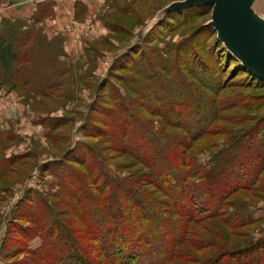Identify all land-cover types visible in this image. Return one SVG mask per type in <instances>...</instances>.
I'll return each mask as SVG.
<instances>
[{"label":"trees","instance_id":"1","mask_svg":"<svg viewBox=\"0 0 264 264\" xmlns=\"http://www.w3.org/2000/svg\"><path fill=\"white\" fill-rule=\"evenodd\" d=\"M192 8H202L200 12L206 10L204 6ZM168 18L172 22L173 18L169 15ZM40 20L38 17L30 22L7 20L2 25L0 63L5 81L12 88H23L30 93L39 91L41 96H48L52 88L75 82V67L67 61L59 62V56L67 57L63 49L47 54L48 38L36 26ZM208 28L217 34L214 28ZM217 39L218 45L215 43L210 48L217 50L215 56L220 62L229 61L233 71L243 76L240 82L264 84L263 79L251 73L225 48L218 36ZM196 46H199L197 50L204 48ZM167 56L162 57V63H148L151 76L155 73L150 78L158 92H148L146 99L159 103L145 108L150 114L161 115L170 126L182 129L188 139L167 138L164 130L143 122L136 107H122L111 113V130L101 137L117 152L143 164L146 174L133 179L112 174L102 150L86 139L80 141L81 149L70 147L60 162L45 164L54 168L62 189L59 200L63 199L62 208L66 210L60 208V201L50 200L38 191L30 193L36 195V201L21 198L11 221L13 232L22 240L6 236L0 244V253L6 254L4 257L24 253L23 258L12 264H264V231L243 245L218 249L205 258L183 247L189 242V246L198 251L205 248L204 239L188 235L192 222L200 224L219 218L225 226L242 228L262 220L248 212L251 206L235 201L233 196L253 189L264 191V143L255 139L263 136L260 132L258 135L251 132L252 128L245 133H235L226 146L211 153L205 163L197 164L195 156L189 159L187 151L192 137L209 130L213 102L185 77L184 59L178 54ZM43 57L61 66V74L55 83L37 86L34 81L52 76L40 61ZM203 72L211 78L207 71ZM207 77L200 73L199 78H195L212 92L225 88ZM236 104L233 101L227 106ZM190 111L195 119L193 125L182 121L183 112ZM188 115L191 118V113ZM49 126L55 129L52 121ZM96 130L100 132L101 126ZM53 136L48 134L52 143L58 140ZM258 142L261 144L256 149ZM79 150L84 151L78 153ZM149 186L159 189L164 197L153 196ZM66 194L70 196L67 200ZM73 200L77 211L70 217ZM222 204L230 206L229 211L224 212ZM211 205L216 207L210 208ZM197 213L205 216L198 217ZM36 238L41 243L32 248L29 243Z\"/></svg>","mask_w":264,"mask_h":264},{"label":"rangeland","instance_id":"2","mask_svg":"<svg viewBox=\"0 0 264 264\" xmlns=\"http://www.w3.org/2000/svg\"><path fill=\"white\" fill-rule=\"evenodd\" d=\"M17 1L20 0H0V5ZM172 1L183 0L46 1V8L52 14L36 24L48 38L46 52L57 53L63 49L67 57L59 56V62L67 61L75 67V82L52 88L48 96H41L38 90L30 93L23 88H12L5 81V72L0 63V244L6 236L18 237L13 232V210L21 198L36 201V195L30 194L32 191H38L50 200L60 201V208L66 210L62 208L63 199L59 200L62 189L54 175V168L45 167V164L60 162L65 151L72 146L81 149L80 141L85 142L84 139L102 150L112 174L129 179L146 174L143 164L117 152L101 137L102 133L111 130V113L118 112L122 107H136L141 120L164 130L167 138L179 136L188 139L182 129L170 126L161 115L150 114L145 108L149 104L153 107L159 103L146 99L147 95L158 92L153 78H150L155 73L151 76L148 71L150 61L159 64L162 57L180 55L185 63V69H182L185 77L192 80L197 90L213 102V120L208 123L209 130L192 137L187 151L189 159L195 156L197 164L205 163L210 154L226 146L235 133H245L252 128L251 132L256 135L260 132L263 136L255 139L264 143V84L240 82L243 76L233 71V65L229 61L220 62L215 56L217 50L210 47L217 43V34L208 28H213L208 25L212 13V6L208 5L211 4L203 5L206 9L203 12H200L202 8H192L194 5L175 8L156 23L158 12ZM261 12L264 13V6ZM168 15L173 18L172 22ZM195 44L205 49L197 50L199 46L195 47ZM48 60V57L40 59L52 76L34 81L37 86L55 83L60 77L61 66ZM203 71H207L211 78ZM200 73L212 83H220L225 88L213 93L195 78H199ZM68 87L71 88L66 91ZM233 101L237 102L236 106L228 107ZM154 110L159 113L157 109ZM194 120L191 111L183 112L184 123L193 125ZM50 121L55 124L53 130L49 126ZM99 126L100 132L96 130ZM47 133H52L58 140L52 143ZM261 142L254 148L258 149ZM149 188L153 196L164 197L159 189L153 186ZM68 198L70 196L66 194L65 200ZM233 199L251 206L248 212L254 217H262V220L242 228L225 226L219 218L200 224L192 222L188 235L204 239L205 248L198 251L186 242L184 249L205 258L218 249L237 247L262 235L264 191H241L235 193ZM72 202L74 204L75 200ZM73 206V210L69 211L70 217L77 211L75 204ZM215 207L211 205L210 208ZM222 207L224 212L230 209L227 204H222ZM198 209L201 210L200 207ZM239 211L245 212L243 208H239ZM18 239L22 240L20 237ZM40 243L41 240L36 238L29 245L34 248ZM5 255L0 253V264H12L14 260L24 257V253L17 257Z\"/></svg>","mask_w":264,"mask_h":264},{"label":"water","instance_id":"3","mask_svg":"<svg viewBox=\"0 0 264 264\" xmlns=\"http://www.w3.org/2000/svg\"><path fill=\"white\" fill-rule=\"evenodd\" d=\"M212 5L208 22L225 48L251 73L264 80V0H183L172 1L160 10L157 22L183 6Z\"/></svg>","mask_w":264,"mask_h":264},{"label":"crops","instance_id":"4","mask_svg":"<svg viewBox=\"0 0 264 264\" xmlns=\"http://www.w3.org/2000/svg\"><path fill=\"white\" fill-rule=\"evenodd\" d=\"M49 0H20L0 5V29L7 20H22L30 22L35 18H48L52 11L46 8ZM58 4V3H57ZM51 12V14H50Z\"/></svg>","mask_w":264,"mask_h":264}]
</instances>
